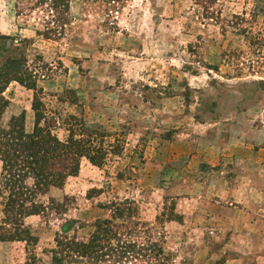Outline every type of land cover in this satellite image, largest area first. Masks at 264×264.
<instances>
[{"label": "rangeland", "instance_id": "1", "mask_svg": "<svg viewBox=\"0 0 264 264\" xmlns=\"http://www.w3.org/2000/svg\"><path fill=\"white\" fill-rule=\"evenodd\" d=\"M11 120L103 158L19 228L0 162V233L20 236L0 264H52L102 220L151 229L165 264H264V0H0V132Z\"/></svg>", "mask_w": 264, "mask_h": 264}, {"label": "trees", "instance_id": "2", "mask_svg": "<svg viewBox=\"0 0 264 264\" xmlns=\"http://www.w3.org/2000/svg\"><path fill=\"white\" fill-rule=\"evenodd\" d=\"M11 121L8 130L0 132V162L2 175L6 179L4 188L9 194V201L5 205L9 213L6 216L14 219L12 225L19 228L20 218L39 214L36 208L40 206L32 203L34 197L43 195L50 187H62L68 177L78 173L82 158L94 163L96 159L97 162L101 160L103 155L102 158L96 157L101 150L90 145V141L75 140L71 136L66 143L61 142L49 132L38 129V123L32 134H25L23 121H20V127L16 126L15 120ZM28 178L33 179L31 188L25 184ZM27 202L30 206L25 205ZM121 229L130 238L144 235L146 246L138 245L134 240L124 242L125 235ZM4 233H0V241L20 238L18 232L13 236H8L10 232H6L3 237ZM113 240L118 243L114 244ZM56 243L62 249L52 251V264H134L133 260L165 264L162 261H167L161 242L155 241L151 229H145L139 223L124 226L102 220L95 224V231L88 243L66 238Z\"/></svg>", "mask_w": 264, "mask_h": 264}]
</instances>
